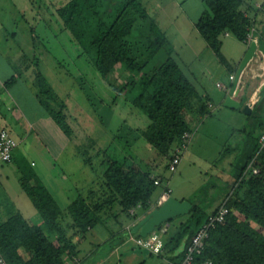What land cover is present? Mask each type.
I'll use <instances>...</instances> for the list:
<instances>
[{
  "label": "rangeland",
  "instance_id": "1",
  "mask_svg": "<svg viewBox=\"0 0 264 264\" xmlns=\"http://www.w3.org/2000/svg\"><path fill=\"white\" fill-rule=\"evenodd\" d=\"M141 1L144 6L155 9L154 19L162 28L165 27L177 59L192 73L199 86H206L207 89L212 86L216 91L217 81L228 84V67L233 66L230 58L242 47L238 38L229 32L228 35H220L221 52L229 62L227 65L219 60L190 24L188 17L193 15V8L189 9L190 0ZM193 2L198 4V0ZM62 3L63 0H14L16 6L8 4L2 15L8 22L12 20L8 27L18 29L16 40L24 49L21 51L22 57L31 60L23 75L24 80L19 84L33 92H10L13 97H9L8 92H0V125H6L17 141L15 158L0 167V221L17 211L32 221L41 219L21 185V162L33 166L50 188L49 191H53L61 208L65 209L64 195L70 201L82 195L91 204L103 200L107 189L102 171L108 156L133 160L141 168L149 169L154 176H165L151 195V205L147 209L136 207L134 214L129 216L121 211L116 201L109 206L104 205L99 211L102 219L91 231L103 236L110 233L125 238L135 251L148 253L147 249L138 247L134 239H128L126 223L137 222L156 206L159 192L167 181L172 190L171 196L196 203L206 210L223 201L231 190L236 160H233L235 155L231 150L227 151V147L233 146L242 135H248L243 129L250 120H234L233 123L234 117L230 118L231 115L217 113L219 108H225L223 105L214 107L211 114L194 120L193 134L187 148L176 170L169 171L167 162L174 147L167 154H162L149 144L142 135L149 118L132 105L129 97H124L109 84L118 85L128 80V71L120 66L106 78L98 73L54 9ZM245 7L241 5L242 9ZM163 13L167 16H163ZM1 36L10 39L7 33ZM34 67L46 77L49 84L47 92L55 97L54 100L47 99L42 94L40 98L47 100L54 109L58 107L57 102L66 104L63 111L72 128L71 135L67 136L60 130L45 106L39 103ZM202 68L209 69L207 80L202 76ZM243 117L240 115V118ZM242 142L239 141V147ZM185 216L172 217L170 228L178 220H184ZM63 218L61 221L71 236L72 219L70 215ZM85 245L78 247L80 256L84 254ZM110 245L111 242L105 243L103 249L110 248ZM94 254L96 252L91 256ZM93 260L97 261L96 257ZM105 264L114 263L109 261ZM163 264H168L166 259Z\"/></svg>",
  "mask_w": 264,
  "mask_h": 264
},
{
  "label": "trees",
  "instance_id": "2",
  "mask_svg": "<svg viewBox=\"0 0 264 264\" xmlns=\"http://www.w3.org/2000/svg\"><path fill=\"white\" fill-rule=\"evenodd\" d=\"M202 1L204 9L195 27L206 45L226 64L220 35L229 32L245 40L247 26L252 23L249 12L254 9L246 0ZM242 4L245 9L241 8ZM56 11L72 39L102 77L106 78L120 66L128 71V80L109 84L147 115L149 122L142 135L159 153L167 154L185 131L193 134L194 120L211 113L207 97L200 101L202 87L181 65L171 40L141 0H66ZM34 78L39 103L45 106L59 129L71 135L72 128L63 111L66 104L57 102L58 107L54 109L47 100L41 99L42 94L47 99L55 97L47 92L48 81L38 68L34 69ZM195 100L200 104H195ZM107 159L102 171L107 189L103 200L91 204L78 195L65 209L33 166L21 162V185L41 220L32 221L17 211L0 221V253L7 264H66L64 256H75L78 242L101 221L99 211L104 205L116 201L126 214L137 205L146 209L151 205L150 198L157 185L155 179H163L162 176L152 175L149 169L141 168L133 160L109 156ZM255 165L258 172L251 170L244 178L248 161L235 163L231 190L223 199L229 211L222 222L209 228L203 249L192 264L207 258L212 264H264V234L249 222L251 219L264 228V154ZM218 206L206 210L192 203L186 218L165 231L163 249L167 247L173 252L181 249L170 259L177 262L183 257L190 237ZM67 215L72 219L74 239L61 221Z\"/></svg>",
  "mask_w": 264,
  "mask_h": 264
},
{
  "label": "crops",
  "instance_id": "3",
  "mask_svg": "<svg viewBox=\"0 0 264 264\" xmlns=\"http://www.w3.org/2000/svg\"><path fill=\"white\" fill-rule=\"evenodd\" d=\"M65 1L66 0H63V3ZM246 1L254 9L250 12L248 10V12L252 16V20L257 26L259 32L261 33L260 43H264V38H263L264 31L262 30V27L264 26V0L260 2L257 0H246ZM258 3L262 4L263 6L258 7L256 5ZM8 4H14V0H10L8 2H6V0L4 1L0 0V92H8L9 97H13V95H11L10 92H33V91L29 87L27 88L25 85L19 84V83H22L21 82L22 80H24L23 75L27 71V68L30 65L31 60L28 58L22 57L21 51H24V49L22 46L19 45V42L16 40L18 29L16 30V27L15 28L8 27V25L11 24L12 20L11 22L10 21L8 22L5 18L4 19L2 18V15L5 12L4 9L8 6ZM188 4H189V9L191 7L193 8V11H192L193 15H189L188 20L190 21V24L193 25L194 28L197 30V28L195 27V21L198 19L199 15L203 11L204 3L202 0H198V4L197 2L194 3L193 0H190L188 1ZM14 6L16 5L14 4ZM58 6L60 5H57L54 9L56 10ZM146 8L148 9V12L150 13V15L154 18L155 9H150L148 7ZM248 12H246V14ZM163 16H167V14L163 13ZM164 28L162 29L166 33ZM3 33L4 35L5 33H7V36H10V39L7 37L5 38L4 36H1ZM226 35H228V32L226 33ZM239 41L242 44V47H239L235 55H232V57L230 58L231 62L233 63V66L229 65L228 76L230 73L235 74L239 60L241 59L248 45V43L245 40H239ZM33 56L35 57V54ZM34 64L36 63L34 62ZM226 64L228 65L229 62L227 61ZM262 65H263V62H261L260 64L251 62L250 66L243 73V76H242L243 79L242 81H240V84H242V87L237 96V97H242L241 106L237 108H230L224 105V99L228 94L227 88L231 86L234 79L230 80L228 77L227 79L229 81L228 84L221 82L222 84H224L226 89L218 87L216 85L218 81L215 83L216 87H218V90L216 89V91L213 89L212 86L209 87L208 89L206 88V86H202V93H201L202 98L200 101H203L204 98L207 97L208 100L206 101V103L211 112L214 107H217L220 104V105H223L225 108H219L217 113L220 115L223 113L231 115L230 118L232 117L235 118V119L233 118V121H232L233 123H234V120L242 119V122L250 120L243 129V131L247 132L248 135L247 136L242 135L244 138L242 137L241 139L240 138L237 139L235 143L233 144V146L227 147L228 148L227 151L231 150L232 151L231 153H234L235 156L233 157V160L236 159L235 163L238 161L244 162L246 160L249 163L251 160H253V163L255 164L257 160L263 159V154H264V85H263V81L264 79L262 77V73H263ZM208 71H209L208 68H204V69L202 68L201 73H202L204 80H207L206 74L209 73ZM215 98L217 100H215ZM200 101L195 100V104L197 105L200 104ZM208 103H211L212 106L208 105ZM245 106L247 107V109L243 110ZM226 109H230V110H226ZM228 111H231V112H228ZM240 115H243L244 117L240 118ZM204 116L200 117V119L203 118ZM0 127L6 128L11 133V131L7 128L6 125L5 126L0 125ZM239 141H243L241 147H239V144H238ZM14 158H15V150L13 152L12 159ZM234 169H235V164H234ZM250 172H251V168L248 167L243 172L244 178L247 177ZM162 178L164 179L165 176L163 175ZM54 187L57 190V192L62 194V192L59 191V188L57 186H54ZM244 188L245 187L243 186L242 190L239 193L243 194ZM50 192L53 193V191H50ZM160 193H161V190L159 192V195ZM62 195L61 197H63ZM64 197L66 198V205H67L70 202V198L66 197L65 195ZM55 199L57 200V198ZM222 202L223 201H221L220 204ZM220 204L218 203L217 205H220ZM217 205H215L214 207H216ZM130 214L132 213H129L127 215L129 216ZM116 217L117 216L115 215V219L117 220ZM241 217L244 219L243 214L241 215ZM185 218L186 216L184 217V219ZM38 220L39 219L37 218L35 222H37ZM40 220L38 222H40ZM179 222L180 220H178L175 223V226ZM249 222L256 229L260 230L264 234V228L259 223L251 219H249ZM135 223L136 222L126 223V229H128V232H127L128 239L131 238V234L137 235V233L131 232V228L133 227ZM169 227H170V223L166 225L164 230L156 229V231L161 232L162 237H164L165 231ZM91 230L92 228H90L87 232ZM103 235L104 234L99 233L97 231H91L89 234L86 233L84 238L81 241H79L77 244V250H78L77 254L73 256L72 258L66 255L64 256L65 263L66 264H103V263L105 264L111 261L114 264H122V262L123 264H163L164 259H166L168 264H172L173 262H176V261L173 259H170V257L173 255H178L179 252L181 251V249H179L173 252V251H169V249L166 248V249H163L158 254L152 253L149 250L148 251L150 253L149 252L143 253L141 251H135L134 249H132L133 245L130 244V242H128L127 239L125 238L121 239L120 237L113 236L110 233L105 236ZM107 242H111V245H110L111 247L104 250L103 249L104 244ZM84 243H86L84 251H83L84 254L80 256L81 251L78 247L81 244L84 245ZM99 245H101L102 248L101 246L99 247ZM95 252L96 254H94V256H91ZM153 254H155V256ZM97 255H99V257H97ZM89 257L90 259H88ZM95 257L97 261L93 260V258Z\"/></svg>",
  "mask_w": 264,
  "mask_h": 264
},
{
  "label": "built area",
  "instance_id": "4",
  "mask_svg": "<svg viewBox=\"0 0 264 264\" xmlns=\"http://www.w3.org/2000/svg\"><path fill=\"white\" fill-rule=\"evenodd\" d=\"M258 7H262L263 5L258 3L256 4ZM246 15V13H244ZM227 33V32H226ZM261 33L259 32L257 26L254 21L247 26V31L245 35V41L249 44L251 41H254L256 44L260 43ZM264 38V37H263ZM229 79L233 80L235 77L234 73L229 74ZM216 85L220 88L226 89L224 84L221 82H217ZM230 86L227 88L229 90ZM208 105L212 106L211 103ZM192 137V133L185 131L181 137V140L177 145L174 146L173 151L168 159L167 168L169 171H174L177 168L179 161L181 160V155L183 151L187 148V144ZM17 146V141L13 137V135L4 127H0V167L9 161H11L13 152ZM250 167L252 172H258L259 168L253 163L251 160L248 163L247 168ZM162 179H155V183L160 184ZM171 188L168 185V182L164 183L163 188L161 190L158 199L156 200V206L162 204L170 195ZM139 206V205H137ZM228 207L225 205V202H222L213 212H211L206 221L195 231V233L190 237L189 242L186 246L183 257L172 264H192L194 258L197 254H200L205 239L208 236L209 228L215 226L217 223L222 222L225 219L226 214L228 213ZM130 213H134V208L129 210ZM131 238L134 239L136 244L140 247H143L149 250L152 253L158 254L163 250L164 240L161 235V232L156 231V229L147 233L144 236L140 235H132ZM0 264H7L6 260L3 258L0 253ZM199 264H212V260L210 258L202 260Z\"/></svg>",
  "mask_w": 264,
  "mask_h": 264
},
{
  "label": "water",
  "instance_id": "5",
  "mask_svg": "<svg viewBox=\"0 0 264 264\" xmlns=\"http://www.w3.org/2000/svg\"><path fill=\"white\" fill-rule=\"evenodd\" d=\"M264 31V26L262 27ZM251 62L262 65V77L264 79V43L256 44L251 41L243 53L235 71L234 80L228 90V94L224 99V105L230 108H237L241 106V98L237 97L241 90L242 84L240 81L243 79V73L250 66ZM264 85V81H263ZM247 109L245 106L243 110ZM192 203L188 200H179L173 196H169L162 204L148 210L131 228L132 233H137L144 236L154 229L164 230L168 224V219L186 214L191 208Z\"/></svg>",
  "mask_w": 264,
  "mask_h": 264
}]
</instances>
